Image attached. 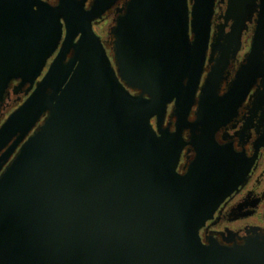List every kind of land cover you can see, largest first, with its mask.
Here are the masks:
<instances>
[{"label":"water","instance_id":"95a60500","mask_svg":"<svg viewBox=\"0 0 264 264\" xmlns=\"http://www.w3.org/2000/svg\"><path fill=\"white\" fill-rule=\"evenodd\" d=\"M116 1L0 0V105L12 80L29 84L0 125V264H264L257 232L231 245L200 234L248 173L216 132L245 97L264 19L221 97L215 49L236 55L256 0H229L213 34L217 0H128L112 61L93 25ZM185 129L196 154L180 173Z\"/></svg>","mask_w":264,"mask_h":264},{"label":"flooded vegetation","instance_id":"af4514ba","mask_svg":"<svg viewBox=\"0 0 264 264\" xmlns=\"http://www.w3.org/2000/svg\"><path fill=\"white\" fill-rule=\"evenodd\" d=\"M49 1L51 3L56 2V0ZM91 1L88 0L87 5ZM127 1L117 0L106 11L103 19L96 20L93 25L95 32L102 38L112 61H114V28L118 18L125 15V9H122ZM228 2L229 0L216 1L212 34L215 30L219 31L226 23L224 16ZM261 19H264V0H256L250 20L246 23V28L242 32L241 44L236 55L232 56L235 46L224 48L218 46V49H215V58L217 55L222 59L225 56L228 57L226 64L224 62L226 66L223 69L222 78L218 86V96H224L229 92L232 83L237 79L238 71L247 62L246 56L252 47L255 31ZM232 24L233 20H229L224 32H228ZM212 42L213 40L211 39L199 92L214 64L213 61H209L213 48L211 46ZM254 62L250 72L251 75H248L239 87L240 93L243 92L245 97L238 94L233 97V104L237 105L234 112L218 113V131L216 132L218 145H228L240 156V165L238 166L236 159L237 165L231 166L230 169L236 171L248 169V173L236 188L225 196L218 205L214 216L207 220L206 224L201 228L200 234L204 242L213 237L223 245H231L234 242L242 243L244 238L249 236L251 232H257L264 236V45L262 53L257 56ZM47 67L43 74L46 72ZM17 85L18 81L12 80L7 87L4 101L0 105V125L28 96L26 91L29 88V84L20 88H17ZM172 107L173 103L169 106V114ZM195 109L196 107L190 114V120L196 118ZM152 122L156 126L155 118L152 119ZM170 129L172 131L176 129L175 118H172ZM183 136L186 143L177 167L180 173L186 172L196 154L193 145L189 142L192 137L190 129H185Z\"/></svg>","mask_w":264,"mask_h":264}]
</instances>
